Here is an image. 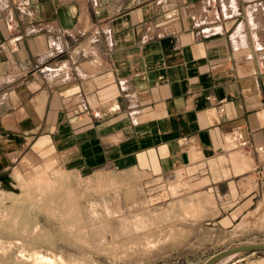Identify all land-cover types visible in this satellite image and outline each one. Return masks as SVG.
I'll return each mask as SVG.
<instances>
[{"label":"crops","instance_id":"obj_1","mask_svg":"<svg viewBox=\"0 0 264 264\" xmlns=\"http://www.w3.org/2000/svg\"><path fill=\"white\" fill-rule=\"evenodd\" d=\"M46 156L182 170L234 219L264 186V0H0V180Z\"/></svg>","mask_w":264,"mask_h":264},{"label":"rangeland","instance_id":"obj_2","mask_svg":"<svg viewBox=\"0 0 264 264\" xmlns=\"http://www.w3.org/2000/svg\"><path fill=\"white\" fill-rule=\"evenodd\" d=\"M49 160L55 163L48 179L35 182ZM2 175L0 264H36L34 253L55 264H202L231 246L264 241V186L251 205L220 224L212 195L194 193L182 170L154 178L46 156ZM215 264H264V252Z\"/></svg>","mask_w":264,"mask_h":264},{"label":"water","instance_id":"obj_3","mask_svg":"<svg viewBox=\"0 0 264 264\" xmlns=\"http://www.w3.org/2000/svg\"><path fill=\"white\" fill-rule=\"evenodd\" d=\"M252 252H264V241L231 246L211 255L202 264H215L227 256Z\"/></svg>","mask_w":264,"mask_h":264},{"label":"bare ground","instance_id":"obj_4","mask_svg":"<svg viewBox=\"0 0 264 264\" xmlns=\"http://www.w3.org/2000/svg\"><path fill=\"white\" fill-rule=\"evenodd\" d=\"M54 163H55V160H49V161H46L45 163H44V169L42 170V171H40L39 173H37L35 176H33V180L35 181V182H43V181H46L48 178H46L47 176V174L45 173L48 169H51L52 168V166L54 165ZM19 177V175L17 174L16 175V177ZM181 176V175H180ZM49 177V176H48ZM31 180H32V178H31ZM33 181V182H34ZM50 181V180H49ZM44 183V182H43ZM48 183V182H47ZM42 184V183H41ZM51 184V183H50ZM49 184V185H50ZM182 184V183H181ZM44 186V185H43ZM46 186V185H45ZM48 186V185H47ZM174 187V186H173ZM44 188V187H43ZM46 188V187H45ZM43 190V189H42ZM174 192H175V190H174ZM196 198V197H195ZM191 200V199H190ZM180 201H182V199L180 200ZM179 201V202H180ZM199 201V200H198ZM177 202V201H176ZM182 203V202H181ZM189 203V202H188ZM180 204V203H179ZM189 205V204H188ZM190 205H192V204H190ZM195 206H197V205H195ZM169 208V207H168ZM189 208V207H188ZM192 208V207H191ZM190 208V209H191ZM190 209H189V211H190ZM192 209H194V207L192 208ZM197 209V208H196ZM164 210V209H163ZM169 210V209H168ZM188 210V209H187ZM187 210H185V211H187ZM195 210V209H194ZM191 211H193V210H191ZM191 211H190V213H191ZM171 213V212H170ZM35 229V228H34ZM33 231V230H32ZM32 256H33V259H34V262L37 264H55V262H56V260H54L53 259V257L51 258V257H48V256H46L45 254L43 255V254H40V253H34V254H32ZM27 258H29V257H27ZM32 259V260H33Z\"/></svg>","mask_w":264,"mask_h":264},{"label":"built area","instance_id":"obj_5","mask_svg":"<svg viewBox=\"0 0 264 264\" xmlns=\"http://www.w3.org/2000/svg\"><path fill=\"white\" fill-rule=\"evenodd\" d=\"M22 2H25V0H22ZM233 139V141L237 140V134L236 133H233L232 134V137H230Z\"/></svg>","mask_w":264,"mask_h":264}]
</instances>
